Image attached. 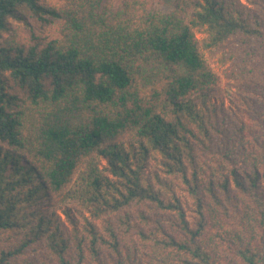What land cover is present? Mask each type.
<instances>
[{
  "label": "trees",
  "instance_id": "obj_1",
  "mask_svg": "<svg viewBox=\"0 0 264 264\" xmlns=\"http://www.w3.org/2000/svg\"><path fill=\"white\" fill-rule=\"evenodd\" d=\"M163 4L0 0V264H264V0Z\"/></svg>",
  "mask_w": 264,
  "mask_h": 264
},
{
  "label": "rangeland",
  "instance_id": "obj_2",
  "mask_svg": "<svg viewBox=\"0 0 264 264\" xmlns=\"http://www.w3.org/2000/svg\"><path fill=\"white\" fill-rule=\"evenodd\" d=\"M115 6H119L122 0H110ZM152 10H160L164 11L167 9L166 5L163 4V0H143ZM247 0H240L241 3L246 4ZM59 29V24H55L50 30L51 35H56L57 30ZM234 45H227L218 51L207 52L206 58L213 69L219 74L221 77V87L226 89H235L237 85H241L242 87V95H246L250 97L251 103L249 107H246L245 110L242 111L240 115H242L243 119H246L247 116L253 111L259 109L260 106V96L264 95V81H262L258 76H249L251 72L246 74H240L243 71H247L248 69H252L255 67H250L249 62L247 61L249 57L244 56L245 52H252L254 56L252 57V61L261 60L264 61V45L258 46L257 44H252L251 48L245 49L240 56H234V59L231 60L230 55L233 52L230 50ZM255 47H261L259 50H253ZM237 77V80L234 78ZM247 91V92H246ZM226 103H228L226 101ZM256 161H258L260 168L264 169V163L262 162L259 156L256 157ZM261 164V165H260ZM246 167L249 169V165L240 164L239 169H243Z\"/></svg>",
  "mask_w": 264,
  "mask_h": 264
}]
</instances>
